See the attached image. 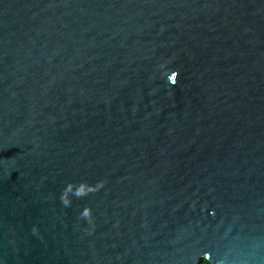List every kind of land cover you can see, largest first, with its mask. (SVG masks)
<instances>
[{
    "label": "water",
    "instance_id": "obj_1",
    "mask_svg": "<svg viewBox=\"0 0 264 264\" xmlns=\"http://www.w3.org/2000/svg\"><path fill=\"white\" fill-rule=\"evenodd\" d=\"M264 264V0H0V264Z\"/></svg>",
    "mask_w": 264,
    "mask_h": 264
},
{
    "label": "trees",
    "instance_id": "obj_2",
    "mask_svg": "<svg viewBox=\"0 0 264 264\" xmlns=\"http://www.w3.org/2000/svg\"><path fill=\"white\" fill-rule=\"evenodd\" d=\"M199 264H210V262L206 258H202Z\"/></svg>",
    "mask_w": 264,
    "mask_h": 264
}]
</instances>
